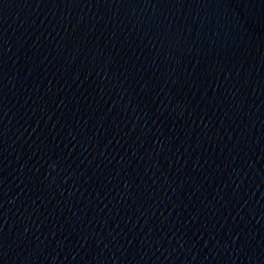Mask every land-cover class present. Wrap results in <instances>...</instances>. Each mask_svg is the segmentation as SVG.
Listing matches in <instances>:
<instances>
[{
    "label": "water",
    "instance_id": "1",
    "mask_svg": "<svg viewBox=\"0 0 264 264\" xmlns=\"http://www.w3.org/2000/svg\"><path fill=\"white\" fill-rule=\"evenodd\" d=\"M0 264H264V0H0Z\"/></svg>",
    "mask_w": 264,
    "mask_h": 264
}]
</instances>
